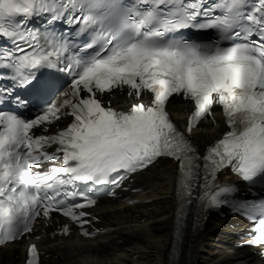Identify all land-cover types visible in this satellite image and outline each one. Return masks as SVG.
Segmentation results:
<instances>
[{
  "label": "snow or ice",
  "instance_id": "snow-or-ice-1",
  "mask_svg": "<svg viewBox=\"0 0 264 264\" xmlns=\"http://www.w3.org/2000/svg\"><path fill=\"white\" fill-rule=\"evenodd\" d=\"M0 39V246L53 212L92 235L94 186L115 196L166 157L177 236L194 209L227 206L252 223L247 246L264 248V196L229 199L237 189L217 179L229 169L264 187V0H0ZM177 98L193 105L185 128L170 118ZM214 105L226 130L197 143ZM26 264H40L37 245Z\"/></svg>",
  "mask_w": 264,
  "mask_h": 264
},
{
  "label": "bare ground",
  "instance_id": "bare-ground-1",
  "mask_svg": "<svg viewBox=\"0 0 264 264\" xmlns=\"http://www.w3.org/2000/svg\"><path fill=\"white\" fill-rule=\"evenodd\" d=\"M213 132L211 127L204 128L199 137H211ZM175 179V166L169 162L140 175L136 188L141 193L133 197L140 204L101 209L107 235L96 241H75L67 253L52 243L43 244L51 255L44 264H247L245 252L231 248L235 230L222 221H207L202 226L191 223L176 253ZM21 251L18 245L9 247L0 264H21Z\"/></svg>",
  "mask_w": 264,
  "mask_h": 264
}]
</instances>
